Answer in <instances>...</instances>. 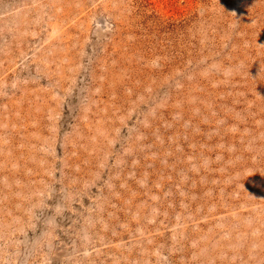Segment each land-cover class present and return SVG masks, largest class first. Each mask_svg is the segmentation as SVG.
Wrapping results in <instances>:
<instances>
[{
    "label": "rangeland",
    "instance_id": "obj_1",
    "mask_svg": "<svg viewBox=\"0 0 264 264\" xmlns=\"http://www.w3.org/2000/svg\"><path fill=\"white\" fill-rule=\"evenodd\" d=\"M0 264H264V0H0Z\"/></svg>",
    "mask_w": 264,
    "mask_h": 264
}]
</instances>
